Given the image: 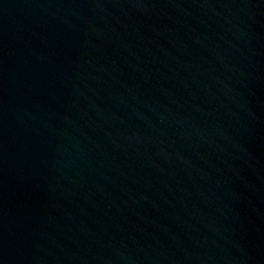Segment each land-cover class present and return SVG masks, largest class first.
I'll return each instance as SVG.
<instances>
[{"label":"water","instance_id":"water-1","mask_svg":"<svg viewBox=\"0 0 264 264\" xmlns=\"http://www.w3.org/2000/svg\"><path fill=\"white\" fill-rule=\"evenodd\" d=\"M0 264H264V0H0Z\"/></svg>","mask_w":264,"mask_h":264}]
</instances>
